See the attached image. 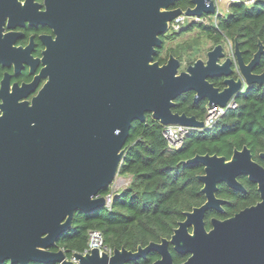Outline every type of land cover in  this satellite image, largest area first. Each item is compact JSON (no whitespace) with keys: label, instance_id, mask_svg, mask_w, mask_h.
<instances>
[{"label":"water","instance_id":"obj_1","mask_svg":"<svg viewBox=\"0 0 264 264\" xmlns=\"http://www.w3.org/2000/svg\"><path fill=\"white\" fill-rule=\"evenodd\" d=\"M177 1L45 0L46 11L30 16L56 37H44L41 74L47 80L39 92L31 101L18 102L27 94L3 97L0 263L127 264L156 252L153 264H177L171 246L177 254H188L178 264H264V167L246 146L235 149L228 160L197 154L181 162L203 167L197 178L205 202L184 212L169 239L135 251L116 248L111 255L93 248L68 257L63 249H51L71 228L77 211L92 213L107 206L109 198L101 192L116 181L134 121L143 122L149 114L163 126L203 129L204 122L194 115L173 112L181 94L193 91L194 102L226 107L245 84L264 85V72L253 73L263 53L261 42L248 63L235 42L237 80L230 78L233 58L222 44L184 70L172 54L163 64L154 60L177 16L216 12L214 0H191L186 10L174 7ZM22 9L19 0H0V62L19 57V49L11 46L14 34L3 36L2 24L10 15L8 26L14 27L11 17L21 16ZM213 78H224V87H215ZM260 156L264 159V152ZM239 176L257 186L260 200L229 218H212L207 229L205 214L222 212L226 204L216 196L219 184L245 192Z\"/></svg>","mask_w":264,"mask_h":264},{"label":"trees","instance_id":"obj_2","mask_svg":"<svg viewBox=\"0 0 264 264\" xmlns=\"http://www.w3.org/2000/svg\"><path fill=\"white\" fill-rule=\"evenodd\" d=\"M191 6V0H179L174 7L186 10ZM187 19V24L185 21L178 30L170 28L162 36L164 46L170 44L166 45V56H161L163 46L154 60L163 64L172 54L182 63L183 58L203 42L211 41L213 48L227 40L238 43L244 61L248 62L261 42L263 53L255 72L264 71V0H255L251 5L232 3L228 12L218 15L214 22L204 23L191 17ZM193 29H196L193 34H183ZM194 61L188 59V65ZM193 96V91L181 94L172 110L203 120L207 102H194ZM236 102L237 106L227 110L211 127L190 128L181 145L173 149L167 147L162 135L164 126L158 120L147 114L143 122L134 121L123 146L124 154L118 174L128 179L127 185L122 188L110 185L101 192V195L111 198L110 206L92 213L77 211L71 228L60 236L51 249H63L68 257L75 252L84 253L91 230L100 231L104 245L112 250L125 248L135 251L139 245L169 239L178 222L184 219V212L205 202L201 192L202 183L197 178L203 174V167L198 163L182 164V161L197 154H217L228 160L235 149L240 150L243 146L249 148L253 157L259 160V152L264 151V88L239 96ZM261 163L264 165V162ZM243 184L248 190L246 194L238 193L224 184L219 185L218 195L229 199L230 204L217 217H230L259 200L251 183L244 179ZM206 227H210L208 222ZM169 248L177 264L188 257V254H177L171 246ZM158 258L156 252H150L145 258L127 264H153ZM0 264L10 263L5 261Z\"/></svg>","mask_w":264,"mask_h":264},{"label":"flooded vegetation","instance_id":"obj_3","mask_svg":"<svg viewBox=\"0 0 264 264\" xmlns=\"http://www.w3.org/2000/svg\"><path fill=\"white\" fill-rule=\"evenodd\" d=\"M19 3L21 4V7L23 8L22 10L24 11L20 14L21 16L11 17L12 21H10V24L13 25L14 27L8 26L10 15L5 16V19L2 24V35L3 36L7 33L14 34L11 36V44H12L11 46L12 48L19 49L17 51V55H19V57H17L16 61L8 62L7 60H4L0 62V115L2 114L1 106L4 104L3 97L10 96L11 94H15V95L27 94L26 97L20 98L18 102H22L24 100L31 101L32 97H34L39 92V90L43 87L44 83L47 80V78H44L41 74L42 69L45 67V65L43 64L44 51L46 50V44H45L44 37L50 36L52 39L56 37L54 31L51 28H49L48 26L42 25L40 23H35L34 21H32V19H30L31 18L30 16L32 17L37 16L38 14L46 11L45 0H19ZM228 43H229L228 48L225 47L223 43H220V44L223 45L226 56H232L233 58V65H232L233 73L230 76V78L237 80L240 77V72H239V69L236 63L235 56L233 55L235 42L228 41ZM1 51L2 50H0V53ZM241 55H242V52H241ZM248 62H245V63H248ZM257 64L253 68V73L260 74L264 72V71L260 73L255 72V68ZM223 79L224 78H213L210 81L213 83L215 87L222 89L224 87L222 83ZM30 84H34L33 88L32 87L28 88L25 86V85H30ZM258 88H264V85L259 86L257 84H253L252 86L247 87L245 84L243 92L241 93L240 96L247 94L248 92H251L254 89H258ZM263 152L264 151L259 152L258 154L259 160L253 157L252 152L251 154H252L253 160L256 161L259 165L264 167V165L261 163V162H264V159L261 158L260 156V153H263ZM244 179L249 181L247 176L238 177V181L245 188V192H240L238 190L228 187L227 185L226 186L238 193L246 194L248 193V190L243 184ZM222 184L224 183H221L219 185H222ZM219 185H218V189H219ZM251 185L257 191V186L253 183H251ZM216 196L221 199L226 200V204L222 206L223 207L222 212L208 211L205 214L204 216L205 226H206V222H208V224L211 227L210 222L212 218H216L220 220L226 219V218H219L216 215L223 214L225 212V207L230 204V200L224 197H220L218 195V191H217ZM259 200H260V196H259Z\"/></svg>","mask_w":264,"mask_h":264},{"label":"built area","instance_id":"obj_4","mask_svg":"<svg viewBox=\"0 0 264 264\" xmlns=\"http://www.w3.org/2000/svg\"><path fill=\"white\" fill-rule=\"evenodd\" d=\"M255 0H214L216 12L213 15H206L207 17H191L195 21L208 22L209 19L213 18L214 20L218 15H222V6L225 11L228 12L229 6L232 3H244L246 5L253 4ZM188 17L185 15L177 16L170 24L169 29L178 30L179 26L183 24ZM237 106L236 100H230L226 107H221L219 105H207L206 112L203 118L204 126L211 127L214 123L229 109H233ZM189 127L180 126V125H169L164 126L162 135L166 141V145L169 149L177 148L181 145L184 137L186 136ZM107 203V206L111 204V198ZM97 248L100 252H106L107 254H112V249L108 248L103 243V237L100 231L91 230L88 234V247L85 252Z\"/></svg>","mask_w":264,"mask_h":264},{"label":"rangeland","instance_id":"obj_5","mask_svg":"<svg viewBox=\"0 0 264 264\" xmlns=\"http://www.w3.org/2000/svg\"><path fill=\"white\" fill-rule=\"evenodd\" d=\"M222 15H224L226 13L224 7L222 6ZM188 19H186V24L188 23L187 21ZM216 20V19H215ZM213 18L209 19L208 22H214L215 21ZM185 25H183L184 27ZM194 32H196V29H193L191 31H188V32H184L183 34L185 35H188V34H193ZM193 37V36H192ZM223 45H225V47L228 48L229 46V43L227 40H223L222 41ZM170 43H167L166 45L168 46ZM166 45L164 46V48L162 49L161 51V56H166V53H165V48H166ZM211 46H212V43L211 41H205L203 42L199 47H196L195 49H193L190 54L188 56H185L183 59L184 61L181 63V67H180V70H184L187 66H188V59L189 60H197V59H205L206 58V53L208 50L211 49ZM190 65V64H189ZM119 183V184H118ZM128 183V179L124 177V175H121V176H117L116 178V181L114 184H112V187L113 188H122L124 187L125 185H127Z\"/></svg>","mask_w":264,"mask_h":264},{"label":"bare ground","instance_id":"obj_6","mask_svg":"<svg viewBox=\"0 0 264 264\" xmlns=\"http://www.w3.org/2000/svg\"><path fill=\"white\" fill-rule=\"evenodd\" d=\"M119 184V183H118Z\"/></svg>","mask_w":264,"mask_h":264}]
</instances>
